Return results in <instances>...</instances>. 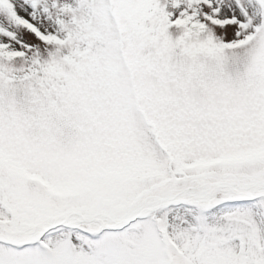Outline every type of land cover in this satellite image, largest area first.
I'll use <instances>...</instances> for the list:
<instances>
[{"label":"snow or ice","instance_id":"6c2138e0","mask_svg":"<svg viewBox=\"0 0 264 264\" xmlns=\"http://www.w3.org/2000/svg\"><path fill=\"white\" fill-rule=\"evenodd\" d=\"M0 264H264V0H0Z\"/></svg>","mask_w":264,"mask_h":264}]
</instances>
